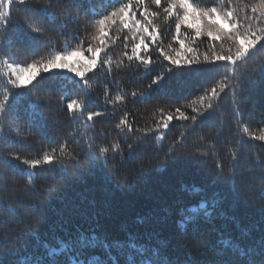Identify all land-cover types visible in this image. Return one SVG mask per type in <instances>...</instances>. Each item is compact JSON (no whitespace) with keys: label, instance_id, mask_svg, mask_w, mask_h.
<instances>
[{"label":"trees","instance_id":"1","mask_svg":"<svg viewBox=\"0 0 264 264\" xmlns=\"http://www.w3.org/2000/svg\"><path fill=\"white\" fill-rule=\"evenodd\" d=\"M120 2L126 0H81L82 6L77 7L69 6V0H61L64 6L55 9V25L44 20L43 13L38 11L44 0H40L39 5L33 3L27 6L32 11V19L27 22L45 28L43 35L31 33L33 40L25 38L28 31L26 6L13 3L9 35L5 37L0 33V46H4L0 56H10L23 65L40 58L47 60L56 51L71 49L80 44V38L84 39L86 48L90 43L88 33L93 31L91 21L98 18L89 9L94 8L96 13L104 15L113 7H119ZM195 2L204 7L219 5V0ZM150 7L153 11L158 10L154 5ZM137 19H140L138 11ZM156 23L161 26L160 46L168 50L171 42L173 48H178L179 45L172 42L175 21L164 23L162 14ZM110 35L118 39L116 43L109 41L103 58L113 61L112 73L109 74L103 66L88 73L90 89H84L73 73H42L28 95L18 103L15 98L13 100L17 103L19 119L12 123L19 126L21 134L17 136L15 132H8L5 136L0 132V175L7 174V184L0 185V261L3 264H15L17 258L25 254H30L33 260L43 259L40 241L56 244L59 239L67 241L78 233L96 236L100 244L112 243V251L117 253L120 249L115 242L123 244L126 230L134 233L146 246L167 241L166 252L173 261L189 259L196 264H215L218 256L213 245L221 232L234 240H240L241 229L244 228L252 230L251 239H258L261 234L264 168L256 161L257 158L264 160V141L243 136V143L237 145L241 134L237 131L236 122L239 120L246 124L256 135L264 129V76L259 67L264 63V48L238 65L236 95L225 90L214 102L212 114L198 117L194 124L190 120L175 118V109L180 108L188 116L195 114L193 108L200 107L199 97L222 79L227 72V64L221 61L194 65V69L200 70L189 74L186 69L169 65L150 45L149 55L155 63L149 69L145 70L126 58H123L124 67L117 68L116 62L124 51L122 37L130 34L113 28ZM192 35V30L182 26V38L190 40ZM8 41L12 42L10 49L6 46ZM193 46L201 53L207 52L208 38L201 36ZM216 48L219 51L220 45L217 44ZM128 51L131 54L130 47ZM245 64L250 75H244ZM167 67H173V71L165 72ZM161 72H165L166 78L158 86H152L147 98L131 95L134 91L143 92L153 77ZM3 92L4 85L0 83V98ZM117 92L125 96V101L107 103ZM61 96L65 97L63 102ZM36 97L40 99L36 100ZM81 98L85 100V113H104L95 117L88 126L73 121L66 108L69 100ZM33 102L40 105L37 111L41 114L43 131L32 119ZM158 109L174 114L160 143L156 141L160 132L144 134L136 131L153 128L160 116ZM125 112L132 124V133L127 129L122 133L116 128ZM0 127L7 130L8 124ZM218 129L222 133L219 137L216 135ZM181 134L183 143L169 154V146ZM82 137H90L95 145L110 146L119 142L120 151L115 154L110 151L105 157L90 155ZM200 137L204 138L203 141ZM65 141L79 162H73L64 169L59 165H43L32 170L35 188L26 189L28 177L24 173L28 166L12 160L11 154L19 155L21 159H38L45 151L58 150L59 144ZM208 141L215 144L226 173L228 159L225 157L229 148H239V168L234 182L217 177L216 157L211 154ZM129 145L133 148L130 149ZM204 151L209 155L199 156ZM6 158L16 165V171L3 163ZM192 185L202 190L199 195L185 191ZM201 196L215 199V214L201 220L195 234L191 227L186 232L181 230L180 209L196 203ZM31 229L37 231L39 241L29 235ZM241 243H250V239ZM84 252L105 255L100 246Z\"/></svg>","mask_w":264,"mask_h":264},{"label":"snow or ice","instance_id":"2","mask_svg":"<svg viewBox=\"0 0 264 264\" xmlns=\"http://www.w3.org/2000/svg\"><path fill=\"white\" fill-rule=\"evenodd\" d=\"M91 2V0H89ZM16 3L26 6L25 11L28 13L26 17L27 33L25 38L33 40L31 33L43 35L45 28L35 26V23H28V19H32V11L29 7L31 4L39 5L40 0H0V33L7 37L9 35V26L13 23L11 16V6ZM227 4L224 7V4ZM76 5L81 7V0H69V6ZM150 5H154L158 10L153 11ZM64 5L61 0H44L43 5L38 11L43 13V19L49 24L55 25L57 16L55 9ZM136 9L135 11L133 9ZM93 15H98L97 19L91 21L93 31L88 33L90 43L85 48L83 46L84 39L80 38V44L75 47L54 52L47 60L40 58L27 62L25 64L16 63L10 56H0V83L4 85V92L0 98V125L8 124V129L0 127V132L6 136L8 132H15L17 136L21 134L19 126H13V121L19 119L17 113V103L21 98L28 95L31 89L35 87L42 73L67 71L73 73L74 78H78V83H82L84 89H90L92 85L87 79V74L94 72L102 66L110 74L112 73L113 61L111 58L104 59L103 54L109 48V41L116 43L118 37L110 35L113 28H117L119 32L127 31L130 35H123L124 51L121 53V59L116 62V67H124V59L132 62L135 61L145 70L149 69L155 63L149 55L150 45L155 47L159 56L167 61L169 65L178 69H186L191 74L194 65L216 64L217 62H225L227 64V72L220 81L211 88L206 89L204 94L199 97L200 107L193 108L195 114L188 116L180 108L175 109V118L180 120H190L194 124L198 117L206 114L211 115L215 107L214 102L218 101L221 94L225 90L236 95L239 87L237 71L238 65L246 62L250 56L254 55L260 48H264V0H251L246 3L245 0H219V5L204 7L195 0H126L120 2L119 7H113L106 14L99 15L94 8L89 9ZM137 11L140 19H137ZM163 14L164 23L175 21L172 42L179 45L173 48L170 42L166 50L161 47L162 42L161 26L156 23ZM182 26L192 30L193 35L190 40L186 37L182 38ZM201 36L208 38V51L201 53L197 47H194ZM220 45L217 51L216 45ZM12 42L8 41L7 47L11 48ZM131 54H129V49ZM4 52V46H0V53ZM87 53V55H85ZM73 58H76L73 60ZM255 67V65H254ZM260 73L264 76V63L260 64ZM173 67H167L165 72L171 73ZM165 72L153 77L151 84L140 93L132 92L131 95L136 97L139 95L142 99L147 98L153 85H159L166 77ZM143 75V73H142ZM244 75H250L245 64ZM21 90L19 92L14 90ZM107 96V92L105 93ZM14 98L17 103H13ZM61 96V102L64 100ZM36 97V100H39ZM207 100V103H205ZM125 101V96L117 92L113 100L107 103L118 104ZM235 104V100L233 101ZM40 105L32 103V119L37 126L43 131L44 125L41 123V114L37 111ZM66 108L69 116L73 121L83 122L86 126L90 125L95 117L103 116V112H87L85 113V100L71 99L67 102ZM160 113L159 118L153 128L136 129L144 134L150 132H160L156 136L157 143L164 139V132L169 128L170 122L174 119L173 113H165L163 109L157 110ZM239 117V111L236 112ZM128 113L120 119L116 128L123 133L127 129L128 133L133 132L132 124L127 119ZM237 131L241 134V139L236 141L239 145L243 143V136L250 139L264 141V129L260 135H256L250 131L246 124L237 120ZM164 130V131H161ZM221 130H217V137L221 135ZM69 135H72L70 133ZM83 138V137H82ZM87 145L90 155L96 154L105 157L110 151L119 153V142H113L110 146L95 145L90 137L83 138ZM203 141V137H200ZM79 144V141H77ZM183 143V134L169 146L168 153H173L176 148ZM208 147L211 154L216 157L215 167L217 169V177L224 181H235L237 178V170L239 168V148L230 147L226 159H228L227 173L221 163L216 150L215 144L208 141ZM132 149L133 146L129 145ZM98 149V152H97ZM209 152H200L199 156L207 157ZM12 160L21 161L23 165H27L25 175L28 177L25 188L33 189L34 172L32 170L42 167L43 165H59L61 169L73 162L78 163V156L69 151L67 141L60 143L58 150L53 148L51 151H45L41 158L38 159H21L19 155L11 154ZM4 164L16 171V165L11 164L9 159L3 161ZM256 163L264 168V160L257 158ZM7 184V174L0 175V185ZM191 195H199L202 191L195 185L185 189ZM261 195H264L262 189ZM215 199H209L201 196L200 199L189 206L180 209L179 228L187 231L192 228L193 233L198 230V224L201 220H207L215 214ZM209 208L212 211H209ZM143 222L142 220L140 221ZM29 235L39 241V235L35 229L29 231ZM252 230L249 228L241 229L240 240H234L231 236H225L222 232L218 236L215 245H213L218 259L215 264H264V222L261 224V234L258 239H251ZM250 239V243H241L242 240ZM40 246L44 250V258L33 260L30 254L18 257L15 264H196L195 261L186 259L184 261H173L166 252L167 241H158L151 246H146L138 241L134 233L127 232L126 240L115 242V246L120 249L119 252L113 253L112 243L100 244L96 236L88 237L85 234L78 233L75 237H70L65 241L59 239L56 244H50L47 241H40ZM102 247L105 255L99 256L95 253L86 254L85 249ZM126 246V247H125ZM3 264V261H0Z\"/></svg>","mask_w":264,"mask_h":264}]
</instances>
